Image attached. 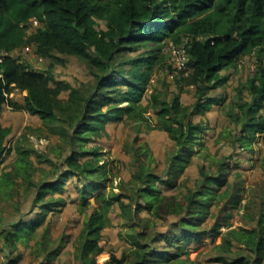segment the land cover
<instances>
[{
    "label": "trees",
    "instance_id": "16d2710c",
    "mask_svg": "<svg viewBox=\"0 0 264 264\" xmlns=\"http://www.w3.org/2000/svg\"><path fill=\"white\" fill-rule=\"evenodd\" d=\"M32 16L43 21V27L26 38L20 23ZM96 18L106 21L105 29L95 27ZM166 35L175 43L189 36L190 71L180 76L178 82L181 86L194 85L197 97L193 103L183 104L178 93L168 99L151 92L147 101L155 114L151 128L166 132L172 141V149L166 154L168 165L163 173L157 172L155 164H150L154 162L151 151L141 160V150L135 147L138 151L133 154L136 166L131 178L120 182L121 191L114 192L107 178V164L100 163L102 154L98 145L88 147L86 142L101 137L100 130L108 118H120L122 113L136 119L143 117L145 107L136 103L153 66L160 69L170 66L160 46V40ZM198 36L202 38L197 39ZM147 42L152 46L129 61L130 76L126 81L129 88L113 100L107 95L112 90L107 89V85L113 76L116 56L122 48L130 49ZM28 43L35 45L37 54L49 59L48 67L45 71H35L28 69L23 61L5 57L0 63L6 82L5 85L0 82V115L6 103L11 109L38 115L46 123L67 121L72 131H67L63 125L59 135L63 144H58L62 149L61 161L53 179L40 177L35 181L32 177L35 166L28 150L20 146L19 141L13 146L17 152L14 171L0 173V192L14 195L10 190H13L16 177L20 176L19 183H25L23 191L36 187L29 208L30 211L39 208L40 214L26 219L19 214L7 227H1L3 248L0 250H7L4 264H19L20 255H13L17 242H27L40 226L42 248L47 250L41 264H51L53 257L68 242L69 235L63 233L58 244L48 248L50 223L43 225L45 212L58 210V206L64 204V197L53 193L62 192L65 181L72 177L78 183L74 190L83 213L82 224L73 239L72 264H97L96 255L103 249L99 242L101 230L111 224L114 210L125 220L130 246L119 257L110 253L104 264H123L125 260L127 264H157L160 259L168 258L174 260L167 264H185L186 260L179 259L177 250L181 251L188 240L201 238L205 231L198 228L200 222L195 220L207 216L210 206L219 205L227 193L220 191V185L225 182V178L220 177L223 167L219 163L216 170L200 169V177L194 180L195 187L179 194L165 193V187L159 184L176 187L172 181L180 174L193 152V145L200 142L199 136L207 128L205 122H195L192 116L204 115L220 100L205 93L208 84L220 86L224 82L220 70L234 64L240 55L260 46L264 50V0H112L111 4L99 0H0V51ZM59 54L82 58L95 78V89L86 95L85 89L58 81L53 68L65 61ZM259 60L257 75L247 83L251 99L240 104L243 126L239 140L248 145L249 137L251 139L259 132L264 148V114L259 111L264 107V60L261 55ZM14 88L25 90L26 94L7 97L5 93ZM67 89V97H59L61 91ZM98 94H101L99 98L96 97ZM122 102L126 105L117 107ZM103 105L114 106L102 111ZM10 132L11 126L0 123V163L8 150L6 141ZM56 162L58 164V160L52 164ZM105 182L109 183V191ZM87 208L92 209L87 212ZM141 212L153 220L150 222ZM258 218V230L239 227L228 231L257 254L250 263L244 257L235 259L238 263L264 264V210ZM159 221L170 224L162 229L155 226ZM218 225L210 231L217 232ZM161 238L166 249L157 245ZM173 243L175 248L169 250ZM230 245V238H224L216 245L219 251L216 261L231 264L220 257V248L228 250Z\"/></svg>",
    "mask_w": 264,
    "mask_h": 264
},
{
    "label": "rangeland",
    "instance_id": "374dc122",
    "mask_svg": "<svg viewBox=\"0 0 264 264\" xmlns=\"http://www.w3.org/2000/svg\"><path fill=\"white\" fill-rule=\"evenodd\" d=\"M99 1L112 3V0ZM106 25L103 18H96L95 27L97 29H105ZM21 27L24 29V26ZM40 27H43V21L40 19L33 20L25 26V32L31 34ZM170 40L171 38L168 35L160 40L161 50L165 53L163 54L162 51V54L164 59L166 55L167 60L166 45ZM148 43H140L130 49L122 48L116 56L113 76L110 77L108 81L111 82L107 85V89H112L108 91L107 95L111 96L113 100L118 99L121 93L129 88L126 82L130 76L128 71L131 69V64L129 61L138 55L144 54L152 46ZM31 48L34 50L31 49L32 53L37 54L36 48L34 46ZM59 55L65 61L63 64H55L53 68V74L58 81L67 83L72 87H81V89H85L84 93L86 95L95 89V78L89 72L88 66L82 58L75 55ZM259 55L264 60V50L261 46L249 53L240 55L234 64L220 70V77H224V82L220 86L212 87L211 83L208 84L205 93L220 100H218V103L212 104L204 115L194 114L192 116L195 122L200 120L205 122L207 128L200 134V142L193 145V152L188 156L187 163L181 169L180 174L172 181V185H176V187L169 188L164 184H159L161 187H165V193L178 192L179 194L195 187L194 180L200 177V169H204V171L216 170L219 163L220 167H223L220 177H224L225 182L220 185V191L226 190L227 193L220 199L219 205L210 206V212L207 216L195 220L200 222L198 228L205 231L201 234V238L190 239L181 251L177 250L179 251V259L186 260L185 264H227L222 260H215V257L219 255L216 245L221 244L224 238H230L231 245L228 250L220 248V257L223 256L231 264H241L235 261L239 257L247 258L250 263L257 255L247 245L236 240L234 234H228V231L230 229L236 230L239 227L258 230L259 213L264 210V148L260 133H256L251 139L250 137L247 138L248 145H244L239 140L243 126L240 104L251 99L247 83L251 77L258 73ZM48 64L49 59L44 58L39 63V71H45ZM180 76L182 75L172 76V73L170 75L154 65L149 78L143 85L139 102L136 103L145 107V111L142 113L143 117L136 119L135 116H126L125 113H122L120 118H108L100 130L101 137L95 141L87 140L86 145L88 147L93 144L99 147L102 154L100 163L107 164V178L112 184V191L120 192V182H127L131 178L132 171L136 166L133 154L138 150H141V160L146 158V152L151 151L154 157V162L150 163L151 166L155 164L154 169L159 173L165 171L164 167L168 165L166 154L172 149V141L166 132L151 128V124L155 121V114L152 108L147 105V101L151 92H157L168 99L178 93L183 104L193 103L197 97L196 88L194 85L181 86L178 82ZM112 80H114V83ZM102 89H105V87ZM68 92L69 89L61 91L59 97L65 99ZM25 94V90H15L7 97H20ZM100 95L98 94L96 97L99 98ZM125 105L126 102H122L117 107ZM112 106L114 105H103L101 110L105 111ZM259 111L264 114V107ZM57 114L60 115V112L57 111ZM0 123L4 126H11V132L6 141L8 150L0 163V173L2 171H14L17 152L13 146H16V142L19 141L20 146L28 150V156L35 166L32 173L35 181H38L40 177L53 179L57 175L62 151L61 148H58V144H63L59 135L62 133L63 125L67 131H72V127H68L67 121L60 120L46 123L38 115L11 109L5 103L0 115ZM37 155L40 156L37 157ZM56 160H58V164L57 162L52 164ZM72 179L73 177L65 181L62 192L53 193L54 195H62L65 201L64 204L58 206V210L45 212L46 218L43 225L46 222L50 223L49 234L47 235L49 238L48 248L55 247L63 233L69 235L68 242H65L60 252L53 257L51 264H72L74 261L73 251L75 246L73 239L82 224L83 213L78 207L74 190V186L78 183L75 178ZM20 180V176L16 177L13 190H10L14 195L10 196L9 192H5V194L0 192V248L3 242L1 236L3 229L1 227H7L11 219L18 217L19 214L20 217L25 219L35 216L36 213L40 214L39 208H35L33 211H30L29 208L31 196L36 187L31 186L29 191L25 192L23 191L25 183L20 184ZM105 183L106 190L109 191V183ZM91 209L87 208V212H90ZM141 214L145 218L148 217L149 220H153L150 215L144 212H141ZM111 221V224L101 230L102 238L99 242L103 249L96 255L97 264H104L110 253H114L118 257L121 256L122 251L130 246L126 238L125 220L118 215L116 210L112 213ZM165 223L159 221L155 226L158 227L159 225L163 229L170 224L169 221L167 224ZM217 223L219 224L218 231L215 233V230L210 231ZM41 227L36 228L35 233L33 232L27 242H17L13 255H20L19 264L43 263V257L47 250L42 248L43 245L40 239L43 230ZM236 233L239 236L238 230ZM210 234H213V236ZM157 245L161 249L167 248L162 238ZM174 248L175 243L170 246L169 250ZM0 251V264H4L6 255L3 250ZM165 257H169V255H165ZM172 260L174 259H160L157 264H167V261ZM262 262H264V258ZM123 264H127V261L125 260Z\"/></svg>",
    "mask_w": 264,
    "mask_h": 264
},
{
    "label": "built area",
    "instance_id": "2783aa9c",
    "mask_svg": "<svg viewBox=\"0 0 264 264\" xmlns=\"http://www.w3.org/2000/svg\"><path fill=\"white\" fill-rule=\"evenodd\" d=\"M38 19L39 18L37 16H32L24 23H20V26H24V32H25V26L28 25V23L30 24L33 20L37 21ZM31 34H26L25 32V37L27 38V36ZM200 38H201L200 36L197 37V39ZM189 42H190L189 36L183 37L178 43H175L171 40L167 42L166 49L168 53V63L170 64V66L164 68L163 70H165L168 74L171 75L172 73V76L177 74L187 75L188 72L190 71V65H189L190 55L188 52ZM28 44H26V46L23 45L21 47L9 51L1 50L0 63L4 60L5 57H10L15 59L16 61L25 62L28 69L39 71L40 70L38 69L39 63L44 58L41 55L32 53L34 50L31 47L32 46L35 47V45L33 43H28ZM31 49L33 51H31ZM0 82L2 85L6 84L1 67H0ZM10 94H12V92L5 93L6 96H9Z\"/></svg>",
    "mask_w": 264,
    "mask_h": 264
},
{
    "label": "crops",
    "instance_id": "0c3cea01",
    "mask_svg": "<svg viewBox=\"0 0 264 264\" xmlns=\"http://www.w3.org/2000/svg\"><path fill=\"white\" fill-rule=\"evenodd\" d=\"M15 90H20V89L14 88L13 92H14ZM21 96H23V95H21ZM2 248H3V242H2V247H1V249H2ZM0 252H1V251H0ZM5 252H7V250H6ZM18 263H19V262H18Z\"/></svg>",
    "mask_w": 264,
    "mask_h": 264
}]
</instances>
